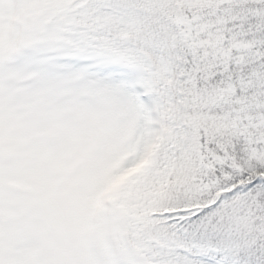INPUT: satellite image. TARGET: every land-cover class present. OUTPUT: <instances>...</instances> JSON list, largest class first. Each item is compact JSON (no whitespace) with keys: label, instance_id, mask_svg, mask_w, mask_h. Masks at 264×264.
<instances>
[{"label":"snow or ice","instance_id":"snow-or-ice-1","mask_svg":"<svg viewBox=\"0 0 264 264\" xmlns=\"http://www.w3.org/2000/svg\"><path fill=\"white\" fill-rule=\"evenodd\" d=\"M0 264H264V0H0Z\"/></svg>","mask_w":264,"mask_h":264}]
</instances>
